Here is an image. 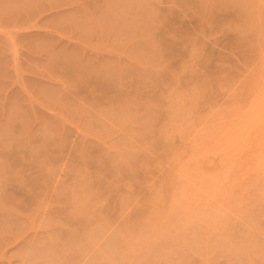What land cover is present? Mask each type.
I'll list each match as a JSON object with an SVG mask.
<instances>
[{
  "label": "rangeland",
  "instance_id": "obj_1",
  "mask_svg": "<svg viewBox=\"0 0 264 264\" xmlns=\"http://www.w3.org/2000/svg\"><path fill=\"white\" fill-rule=\"evenodd\" d=\"M0 264H264V0H0Z\"/></svg>",
  "mask_w": 264,
  "mask_h": 264
}]
</instances>
